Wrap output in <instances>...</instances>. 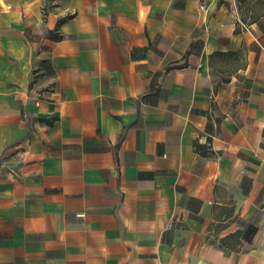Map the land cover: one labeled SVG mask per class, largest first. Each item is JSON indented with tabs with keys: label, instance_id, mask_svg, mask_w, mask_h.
<instances>
[{
	"label": "crops",
	"instance_id": "0c3cea01",
	"mask_svg": "<svg viewBox=\"0 0 264 264\" xmlns=\"http://www.w3.org/2000/svg\"><path fill=\"white\" fill-rule=\"evenodd\" d=\"M256 4L0 0V264H264Z\"/></svg>",
	"mask_w": 264,
	"mask_h": 264
},
{
	"label": "rangeland",
	"instance_id": "374dc122",
	"mask_svg": "<svg viewBox=\"0 0 264 264\" xmlns=\"http://www.w3.org/2000/svg\"><path fill=\"white\" fill-rule=\"evenodd\" d=\"M247 7H252L253 11L258 8V4H256L259 0H241ZM264 1V0H261Z\"/></svg>",
	"mask_w": 264,
	"mask_h": 264
},
{
	"label": "built area",
	"instance_id": "2783aa9c",
	"mask_svg": "<svg viewBox=\"0 0 264 264\" xmlns=\"http://www.w3.org/2000/svg\"><path fill=\"white\" fill-rule=\"evenodd\" d=\"M201 7H204V5H201ZM239 25H240L241 29L248 31V27L245 23L239 21Z\"/></svg>",
	"mask_w": 264,
	"mask_h": 264
}]
</instances>
